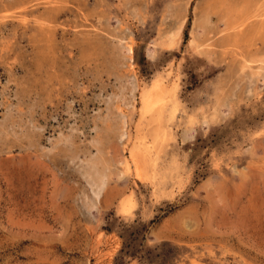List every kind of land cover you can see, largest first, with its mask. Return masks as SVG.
<instances>
[{
    "label": "rangeland",
    "instance_id": "rangeland-1",
    "mask_svg": "<svg viewBox=\"0 0 264 264\" xmlns=\"http://www.w3.org/2000/svg\"><path fill=\"white\" fill-rule=\"evenodd\" d=\"M0 264H264V0H0Z\"/></svg>",
    "mask_w": 264,
    "mask_h": 264
},
{
    "label": "bare ground",
    "instance_id": "bare-ground-1",
    "mask_svg": "<svg viewBox=\"0 0 264 264\" xmlns=\"http://www.w3.org/2000/svg\"><path fill=\"white\" fill-rule=\"evenodd\" d=\"M207 11V10H206ZM205 12V11H204ZM207 13H208V11H207ZM205 16H206V14H205ZM203 19V18H202ZM205 20V23H206V20L208 21V19H204ZM203 23V22H202ZM208 23V22H207ZM122 38V37H121ZM120 38V39H121ZM203 39V38H202ZM201 39V40H202ZM208 39V38H207ZM207 39H204V40H207ZM200 40V39H199ZM200 40V41H201ZM125 46H126V49L127 50H130V46L127 44V43H125ZM160 75V74H159ZM161 76V75H160ZM163 77V76H162ZM162 80L159 78V77H156L155 79H153V81L151 82V84L149 85L148 83V85L149 86H147L148 88L145 90V91H143V93H142V96H141V99L139 100V102L142 100V102H143V106H144V111L146 112V113H148V116H149V118H148V120H149V124L151 123V122H154V117H155V113L156 112H158V110H159V105H160V102H161V99H162V95H161V93H163V91H164V88H163V84H162V82H161ZM169 82V81H168ZM163 83H165V82H163ZM146 87V86H145ZM140 89V88H139ZM142 89V88H141ZM168 89V88H167ZM172 93H174V92H172ZM172 95V94H171ZM170 96V95H169ZM174 96H175V94H174ZM174 96H171L172 97V100L173 99H175V98H173ZM178 96V95H177ZM176 101V100H175ZM164 103V102H163ZM166 103V102H165ZM164 103V104H165ZM168 107H169V105H168ZM174 109V108H173ZM167 112H169L168 110H167ZM171 112H169V114H170ZM168 119V118H167ZM123 122H124V120H123ZM124 129V128H123ZM166 131V130H165ZM164 133V132H163ZM160 134V133H159ZM165 134V133H164ZM151 136V135H150ZM132 137V136H131ZM148 137V136H147ZM151 139V138H150ZM163 141V140H162ZM136 147H137V144H136ZM138 148V147H137ZM144 149H146V152H147V155L148 156H150V153H151V149H150V146H145L144 147ZM160 149H162V148H160ZM159 149V150H160ZM143 155H145L146 156V154H145V152L143 153ZM157 156H159V155H157ZM157 159H159V157L157 158ZM130 160H131V162H133V164H134V169H135V173L138 175V176H140V165H139V160H138V158H137V156H136V153L134 152V151H131L130 152V155H129V158H128V161L126 160V165L128 164V162H130ZM156 160V159H155ZM153 163V162H152ZM156 163H157V161H156ZM131 165V164H130ZM154 167V166H153ZM161 168V167H160ZM156 169H157V165H156ZM152 170H154V169H152ZM151 170V171H152ZM154 172V171H153ZM161 174V173H160ZM160 174H158V175H160ZM164 174H166V173H164ZM157 175V174H156ZM165 176V175H164ZM148 177V176H147ZM159 177V176H158ZM150 178H151V176H150ZM159 178H161V177H159ZM166 178V177H165ZM158 179V178H157ZM152 180V179H151ZM164 181V180H163ZM153 182V181H152ZM156 183V182H155ZM154 184V183H153Z\"/></svg>",
    "mask_w": 264,
    "mask_h": 264
},
{
    "label": "trees",
    "instance_id": "trees-1",
    "mask_svg": "<svg viewBox=\"0 0 264 264\" xmlns=\"http://www.w3.org/2000/svg\"><path fill=\"white\" fill-rule=\"evenodd\" d=\"M140 226H141V228L145 227V225H140ZM137 234L138 233H136L135 231H129V232L126 233L125 239H124V242H123V249L125 247H130V248L133 247V243H134L133 237L136 236Z\"/></svg>",
    "mask_w": 264,
    "mask_h": 264
}]
</instances>
